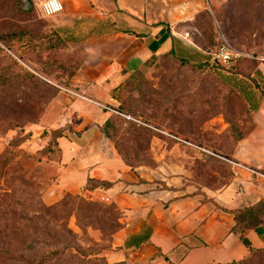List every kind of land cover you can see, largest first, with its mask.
<instances>
[{
	"label": "rangeland",
	"instance_id": "rangeland-1",
	"mask_svg": "<svg viewBox=\"0 0 264 264\" xmlns=\"http://www.w3.org/2000/svg\"><path fill=\"white\" fill-rule=\"evenodd\" d=\"M206 1L209 17L201 16L194 27L186 28V35L182 33L186 44L198 46L202 62L179 55L151 60L118 91L110 108L118 114L110 113L115 126L108 137L130 165L155 167L163 161H180L190 167L187 185L197 182L212 189L230 181L231 166L213 161L202 150L225 157L235 139L230 132L237 129L246 136L254 128L252 112L228 93L221 77L251 74L256 63L264 72V0ZM19 6V0H0V34L14 27H25L32 34L50 32L35 8L25 15ZM222 45L247 57L227 68L212 64L206 53ZM23 48L26 57L20 68L27 73L0 56V264H24L22 256L35 259L49 248L68 249L70 256L49 264H89L96 258L101 262L91 264H107L104 252L119 215L103 189L71 194L79 199L52 211L43 206H53L65 196L52 205L41 199L54 178L49 162L58 158L56 136L68 128L59 122L65 97L61 93L58 98V87L68 86L79 56L65 47L45 49L33 41ZM254 209L264 212V207ZM28 219L35 223L28 226ZM40 234L46 244L24 245ZM27 247L35 250L29 253ZM247 264H264V256Z\"/></svg>",
	"mask_w": 264,
	"mask_h": 264
},
{
	"label": "crops",
	"instance_id": "crops-1",
	"mask_svg": "<svg viewBox=\"0 0 264 264\" xmlns=\"http://www.w3.org/2000/svg\"><path fill=\"white\" fill-rule=\"evenodd\" d=\"M60 1L62 13L42 19L63 47L79 56L66 90L89 102L60 91L65 106L59 122L68 127L67 136L56 141L59 160L49 162L54 178L41 196L43 203L52 205L66 194L81 193L88 180L112 184L101 192L113 201L121 227L104 252L107 264H232L246 259L250 252L233 231V212L264 207V99L252 113V132L230 155L205 152L231 166L230 181L220 188L187 185L190 167L180 161L131 168L100 132L110 116L102 107L114 104L112 92L153 58L173 51L184 60L202 62L198 46L186 44L182 33L208 11L207 1ZM256 69L264 80L262 65ZM243 236L252 249L264 248L255 230Z\"/></svg>",
	"mask_w": 264,
	"mask_h": 264
},
{
	"label": "trees",
	"instance_id": "trees-1",
	"mask_svg": "<svg viewBox=\"0 0 264 264\" xmlns=\"http://www.w3.org/2000/svg\"><path fill=\"white\" fill-rule=\"evenodd\" d=\"M19 4H20V6H19L20 10L25 15L31 14L32 12H34V8L32 6L31 0H19ZM203 15L209 17V13L207 11L202 12L192 22V24H191L192 27H194V25H196L197 20H199V18ZM31 41H33L34 45L35 44L36 45H42V46L45 45V49L46 48H52L53 49L56 46L63 47V42L52 31H50L49 33H47L45 35L44 34H32L31 32L27 31L26 28L24 30L23 28L14 27V28H10L8 31L0 34V56L8 58L10 61V65L20 68L21 67L20 64L15 59H13L9 54H7V52H5V51L11 52L14 56H16V58L19 61L22 62L23 58L26 57V55H25V53H26L25 49L26 48H23V47L24 46L28 47V43H30ZM20 42H22L21 43L22 45L15 46L16 43H20ZM23 51H25V52H23ZM164 56H175V55L172 51L169 54L164 55ZM257 66H258V64L256 63V67ZM20 69H21V72L27 73V72H25V70H23V68H20ZM136 73L132 74L128 80H130L132 77H134V75ZM253 74H254L253 77H251L250 74L241 75L238 73H229L226 76L221 77L223 84L226 85V87L229 89L228 93H232L233 95L238 97L243 102V104L246 106V108L249 111H251L252 113L258 109L260 102L264 99V80L261 79L260 72L257 69H255L253 71ZM25 75L31 77V75H29V74H25ZM128 80H126V82ZM126 82L112 92L111 97H112L113 102L116 101L118 91H120V89L126 84ZM67 87L68 86L64 87V89H67ZM114 126H115L114 119L112 118V116H109L105 120V122L102 124V126L100 127L101 134L103 135L104 138L108 139L110 142H111V140L108 137L109 136L108 132ZM69 133H72V132H69ZM230 134L235 135V139L233 140V144L231 145V148L229 150L224 151V155H230L233 152L237 142L241 141L244 137V133H242L241 131H238L237 129L232 130L230 132ZM74 135L77 136L78 134H74ZM65 136H67L65 132L62 134L61 133L58 134L56 136V141H57V139H59L61 137H65ZM55 146H56V149L58 151V158H57V160H55V162H56L59 160L60 151L58 149L57 142H56ZM113 147L115 148V150L117 151V153L121 157L124 164H126L127 166H129L131 168L143 166V165H138V164H136V165L131 164L130 165L129 163H127L126 158L122 155V153H120L116 149V146L113 145ZM48 159L52 160V158H48ZM205 159H207V157H205ZM212 160L217 161L214 158ZM52 161H50V162H52ZM145 167H151V166H145ZM90 183H97L98 185L96 187L87 188L88 184H90ZM111 186H112V184H110L108 182H102V181H97V180H88V182H87V184L83 190L88 191V192H93L98 187L103 189V190H106V189H109ZM75 198L79 199L78 196L66 194L62 201H60L59 203H57L53 206H50V207H44L43 206V210H45V211L57 210V208H60L61 206H65L66 204H68V202H70L71 200H73ZM233 214H234V219L236 222V224L233 228V231L236 234H238L239 239L242 242V244L246 248H248L250 255L246 259L241 260L239 262L232 263V264H247V263H249L255 259H258V258L264 256V248L258 249V250L252 249L249 242L243 236V233L246 230H255L256 233L258 234V236L264 240V212L255 210L254 208H243L241 210L234 211ZM27 223H28V226H31L35 223V221L33 219H28ZM245 223H246V225H243ZM120 227H121L120 224H118V218H115V225L113 227L112 233L109 236V239L111 238V236L115 232H117L120 229ZM64 231L66 234L71 235L70 231H68L66 229ZM47 236L48 235H46V237ZM33 238L36 239L37 241L33 242ZM45 239H46L45 235L40 234L36 237H33V236L30 237L29 238L30 241L26 240L23 243L25 246H26V243H28V244L30 243L32 246H34L33 244L38 246L41 244H46ZM26 249H28L29 253H31V251L33 252L35 250V248H29V247H27ZM2 254H3V252H0V255H2ZM64 256L70 257L69 253H68V249L66 252V250H64V249L59 250L57 248H49L45 253H43L39 256H35L36 257L35 259H31V258L29 259V258L25 257V255H24L20 258V261L23 262L24 264H49L51 262L52 263H58V262L63 261ZM93 262L96 263V262H101V261L99 258L87 261V263H89V264H91Z\"/></svg>",
	"mask_w": 264,
	"mask_h": 264
},
{
	"label": "built area",
	"instance_id": "built-area-1",
	"mask_svg": "<svg viewBox=\"0 0 264 264\" xmlns=\"http://www.w3.org/2000/svg\"><path fill=\"white\" fill-rule=\"evenodd\" d=\"M31 1H32L33 8H35V11L41 18L53 17L55 15L62 13L63 11V5L60 0H31ZM206 55L209 56L210 62L212 64L223 66L226 68L229 67V65H231L232 63L238 62L241 59H244L247 57L243 53L237 50H234L233 48L226 46V45L219 46L214 51L207 52ZM58 89L72 96L73 98L89 102V100H87L83 96L77 95L62 87H58ZM102 109H105L106 111L112 114H118L116 111L110 108L102 107ZM173 139L183 143L181 140H178L176 138H173ZM204 152H207V151H204Z\"/></svg>",
	"mask_w": 264,
	"mask_h": 264
}]
</instances>
